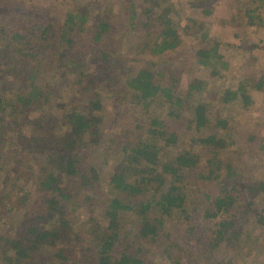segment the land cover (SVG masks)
I'll use <instances>...</instances> for the list:
<instances>
[{"label":"trees","instance_id":"trees-1","mask_svg":"<svg viewBox=\"0 0 264 264\" xmlns=\"http://www.w3.org/2000/svg\"><path fill=\"white\" fill-rule=\"evenodd\" d=\"M114 1L108 0L105 6ZM200 1L189 3L195 2V6ZM263 10L264 0H234L230 23L264 26ZM204 12L207 15L210 9ZM125 14L124 26L140 37L141 59L120 57L117 49L104 52L102 60H92L101 72L103 63L109 66V75L100 79L110 88V100L126 113L138 107L140 119L120 137L119 144L112 137L107 145L108 134L98 117L105 109L103 97L95 92L91 104L62 106L57 115L40 114L33 120L36 127L30 128V135L19 133L17 139L26 154L45 159L39 185L44 195L36 204L27 195L18 196L23 210L30 208L24 219L33 221L20 225L14 233L0 234V264L7 258L12 264H38L39 260L49 264H155L154 260L156 264H236L239 257L253 256L254 247L264 250V179L245 180L252 169L249 158L253 153L238 146L233 115L213 122L208 119V105L199 99L207 83L194 77L199 66L211 68L213 74L229 69L219 40L211 38L201 19L176 22L174 0H130ZM23 16L19 26L0 27L5 41L0 43V60L6 59L12 72L27 84L26 94L14 101L16 105L25 98L48 101L50 77L75 73L81 67V55L86 57L87 50L95 51L105 40L113 41L114 24L105 17L94 22L89 11L79 6L68 10L58 23L43 14ZM80 42L83 46L76 50ZM116 71L123 74L122 79L114 76ZM80 76L78 83L83 71ZM252 76L240 81L236 90L226 89L224 101L240 99V105L248 107V86H264V73ZM184 78L191 80L183 83ZM95 81L84 90H95ZM6 83L0 80V148L6 145L3 135L10 129L4 105ZM159 101L170 105L165 116L154 115ZM63 109L67 111L62 113ZM26 110L19 111L15 123L29 120ZM179 132L192 134L193 139L201 132L199 142L205 152L191 155L184 150L174 161L163 163L161 158L170 157L180 145ZM102 146L105 153H113L116 146L115 153L122 158L110 177L108 192L101 188L97 170L86 167L96 147ZM225 153L227 156L222 155ZM44 206L53 213H43ZM96 208L102 210L105 225L96 221ZM174 212L198 214L204 221L193 220L197 224L189 225L183 237L180 229L171 230ZM51 215L59 216L54 229L47 225ZM81 215L86 219L76 230ZM131 223L139 238L136 254L122 238ZM248 223L251 227L244 229L242 224L247 227ZM87 237L91 238L88 242ZM248 240L255 243L247 247Z\"/></svg>","mask_w":264,"mask_h":264},{"label":"rangeland","instance_id":"rangeland-1","mask_svg":"<svg viewBox=\"0 0 264 264\" xmlns=\"http://www.w3.org/2000/svg\"><path fill=\"white\" fill-rule=\"evenodd\" d=\"M107 1L108 0H0V27L3 25L15 26V24L19 26L21 23L20 20L24 19V13L28 17H37L43 14L45 18L52 19L58 23L64 21L68 10L79 6L89 11L91 19L94 20V22L100 17H105L114 24L115 28L112 42L105 40L98 47L94 48L95 51L92 52L87 50L84 53L86 57L89 56L88 58L82 55L78 58V65L81 67L76 71L77 73L67 72L66 74L64 72L63 74L50 77L51 85L47 87L48 101H45L43 97L37 102L25 98V100L18 102L19 104L17 103L16 105L14 101H16V99L18 100V97L26 94L25 88L27 84L12 72L11 67L7 66L6 59L0 60V80L8 84L3 92L5 94L4 105L7 108L6 122L10 127L3 135L6 145L0 148V234H7V232L14 233L20 225L24 226L33 221L24 219V216H27L30 208L28 211L23 210V205L18 198L19 195H27L32 200V203L35 204L36 200L39 201V198L44 195L43 192L40 191L39 185L43 169L46 165L45 159L35 154L31 157L28 156L24 151V147L17 139L19 133L23 135H30L32 133L33 130L30 128L36 127V125L33 124V120L36 117L40 116V114L57 115V113L61 112L62 106H75L76 103L81 102L91 104L95 98V92L100 93L103 97L105 109L98 113V117H102L103 121L101 127L108 134L106 137L107 145H109V140L112 137L113 140L117 141V144H119L120 137L127 131H131L133 129V124H136L137 120L140 119L138 107L134 106L133 109L126 113L116 102L110 100L108 97L110 88L107 86L105 87V80L100 79L106 78L109 75V66L107 63H103V71L101 72V69L98 65L94 64L92 60L93 58H96L98 61L99 59L102 60L104 52L116 51L117 49H119L120 57L130 56L141 59L137 48L140 37L136 31L133 33L127 26H124V24L127 23L125 10L130 0H115L109 7H106L105 3ZM174 2L177 9L176 22L180 21L187 23L189 19H201V21H204L209 27L207 28L209 29L211 38L219 40L221 44V55H223L224 61L229 63V69L224 70L222 68L221 72L213 74L211 68L199 66L194 77L207 83L206 89L203 91L204 94L199 99L204 100L208 105V119L212 122L217 118L227 119L230 115L234 116V122L236 124L234 126H236L235 130L237 131L235 139L237 140L238 146L247 149L249 153H253L250 154L251 158H249L251 160L250 168L252 169L245 177V180H248V183L263 180L264 86L261 84L256 85V87L248 86V93L251 97L248 107L241 106L240 99L230 102L224 101V93L226 89L236 90L239 82L246 76L253 75L252 77H254L264 73V26L258 28L233 26L230 22L233 19L234 0H202L195 6L193 4L195 2L189 3V0H174ZM205 9H210L209 14H205ZM16 11H19L20 14H17ZM125 27L128 29H124ZM202 27L206 28V26ZM2 36L3 34L0 33V43L5 42ZM82 46L83 43L80 42L76 50L80 49ZM5 57H7V54ZM82 57L86 61L81 62ZM80 62L84 63L85 66L83 67ZM81 71H83L84 76L82 77V82L78 83V79L81 78ZM114 76L122 79L123 74L120 71H116L114 72ZM94 80H96V89L89 91L84 90L86 85H93ZM182 80L184 83L185 81H190L191 78H189V80L186 78ZM18 81L21 82L18 83ZM159 103L160 104L154 111V115L165 116V114L170 111V105L166 101H159ZM24 106H27L28 109L24 108ZM21 110H26L27 115L30 114V116L28 115L29 120L24 124L22 123L23 121L17 124L15 123V118L19 117V111ZM63 111L62 113H65L67 110L63 109ZM184 111L186 115H188L187 107L184 108ZM172 131L168 129V132ZM179 133L182 137L180 145L168 155L170 157L166 156L168 158H161L163 163L174 161L177 156L179 157L183 154L184 150L189 151V154H201L205 152V149L199 142V138L202 135L201 132L196 134L194 139L192 138V134ZM192 140L196 142L192 143ZM104 148L106 147H96L92 155L93 157H91L86 167L97 170L101 177V188L105 192H108L110 190V186L108 185L110 177L112 173L119 168L122 158L120 154L115 153L117 150L116 146L113 147V153H105L103 150ZM232 148L233 147H230L228 149ZM222 155L227 156L226 153ZM258 201H261L260 197ZM82 203H85L83 199ZM11 207L13 208L10 209ZM255 207H257V205ZM96 209V221L101 225H105L106 220L101 214L102 210H100V208ZM188 209L191 210L192 206L190 205ZM42 210L43 213L48 210L51 214L53 213L49 206L42 207ZM85 210L87 211V209ZM195 213L197 214V212ZM173 214L177 216L176 219H174V215H171L172 220L168 217L171 222V230L173 232L180 229V232L183 233V237L187 235L186 231L189 225L194 226L197 224V222H191L200 218L198 214L190 216L186 213L174 212ZM57 215L55 216L57 217ZM56 217L54 218L51 215L48 221L47 225L52 229L58 226L56 221L57 219L59 220V216L57 219ZM85 219V216H80L76 224V230L81 229V223L85 221ZM200 220L204 221V218H200ZM245 225L246 224H242L244 229L251 227L249 223L247 227ZM88 227H92V224H89ZM243 228L239 226V230H244ZM85 230H87V227ZM87 232H90V230ZM122 235L123 241L130 247V251L136 254L139 241L136 225L134 223L128 224ZM61 236H66L65 230L61 231ZM90 239V237H87L85 241L88 242ZM245 243L247 247H250V245L255 242L248 240L245 241ZM155 245L158 247L159 243L157 242ZM254 251L256 253H253V256L251 255L249 258L239 257L236 264H264L263 248L256 246L254 247ZM154 261L156 264V260ZM49 263L50 262L45 260L38 261V264ZM2 264L12 263L9 258H7ZM183 264L188 263L184 262Z\"/></svg>","mask_w":264,"mask_h":264}]
</instances>
